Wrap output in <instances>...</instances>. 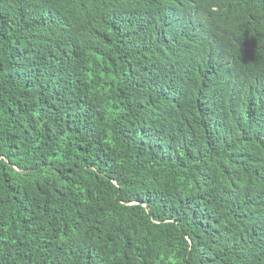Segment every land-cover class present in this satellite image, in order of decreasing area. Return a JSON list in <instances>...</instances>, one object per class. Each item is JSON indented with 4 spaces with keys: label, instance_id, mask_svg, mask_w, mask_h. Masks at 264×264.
<instances>
[{
    "label": "trees",
    "instance_id": "obj_1",
    "mask_svg": "<svg viewBox=\"0 0 264 264\" xmlns=\"http://www.w3.org/2000/svg\"><path fill=\"white\" fill-rule=\"evenodd\" d=\"M0 264H264V0H0Z\"/></svg>",
    "mask_w": 264,
    "mask_h": 264
}]
</instances>
